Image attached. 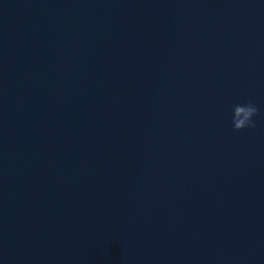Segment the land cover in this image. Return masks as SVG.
I'll return each mask as SVG.
<instances>
[{
	"label": "clouds",
	"instance_id": "9594fccd",
	"mask_svg": "<svg viewBox=\"0 0 264 264\" xmlns=\"http://www.w3.org/2000/svg\"><path fill=\"white\" fill-rule=\"evenodd\" d=\"M258 108L252 103L237 104L233 106L232 125L235 131L245 128H254L253 117L258 114Z\"/></svg>",
	"mask_w": 264,
	"mask_h": 264
}]
</instances>
